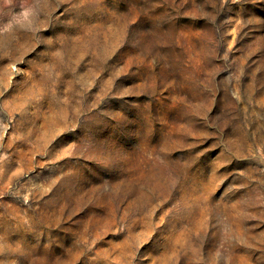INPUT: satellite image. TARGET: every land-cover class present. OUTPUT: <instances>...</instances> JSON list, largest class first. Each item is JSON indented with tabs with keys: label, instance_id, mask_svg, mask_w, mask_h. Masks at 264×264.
Returning a JSON list of instances; mask_svg holds the SVG:
<instances>
[{
	"label": "rangeland",
	"instance_id": "obj_1",
	"mask_svg": "<svg viewBox=\"0 0 264 264\" xmlns=\"http://www.w3.org/2000/svg\"><path fill=\"white\" fill-rule=\"evenodd\" d=\"M0 264H264V0H0Z\"/></svg>",
	"mask_w": 264,
	"mask_h": 264
}]
</instances>
